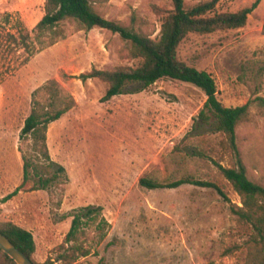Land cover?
I'll return each instance as SVG.
<instances>
[{
	"label": "rangeland",
	"instance_id": "rangeland-1",
	"mask_svg": "<svg viewBox=\"0 0 264 264\" xmlns=\"http://www.w3.org/2000/svg\"><path fill=\"white\" fill-rule=\"evenodd\" d=\"M207 1L212 0L185 4ZM256 1L219 0L216 10L237 12ZM95 8L109 20L157 38L164 11L174 4L110 0ZM45 14L46 0H0V223L12 221L33 233L39 263L67 264L62 245L73 215L92 207L101 209L98 222L109 223L106 237L101 241L93 225L81 240L90 254L72 264H246L247 237L240 235L234 214L243 207L242 199L215 164L233 167L236 160L225 136L201 123L206 94L166 78L149 87L129 86L102 102L106 85L79 77L94 68L136 66L128 57L129 43L108 30H82L71 21L56 31H40ZM263 27L261 0L244 28L191 35L179 48L182 61L213 75L224 106L251 104L237 142L249 178L262 186L264 106L257 99H264ZM52 80L77 103L47 132L51 161L65 171L48 191L24 190L4 202L23 182V156L36 160L32 140H21L20 134L34 92ZM187 135L198 137L184 143ZM198 145L207 159L192 155ZM187 176L217 183L226 198L210 187L140 184L143 177L162 183Z\"/></svg>",
	"mask_w": 264,
	"mask_h": 264
},
{
	"label": "trees",
	"instance_id": "trees-1",
	"mask_svg": "<svg viewBox=\"0 0 264 264\" xmlns=\"http://www.w3.org/2000/svg\"><path fill=\"white\" fill-rule=\"evenodd\" d=\"M110 0H46V14L38 24L40 31H56L65 21L78 24L82 30L95 27L118 34L122 40L130 45L128 57L137 62L136 66H119L113 70L92 69L80 75V79L87 81L97 79L106 85V92L102 102L121 95L132 85L149 87L159 80L170 78L193 84L200 88L207 96V101L199 113L203 125L210 128L211 133L225 136L228 147L235 156L236 164L225 167L215 161L222 176L234 187L242 199L243 207L234 209L238 219V231L246 236L248 249L246 264H264V186L252 181L243 163L237 142V130L249 116L250 103L239 107H226L219 100L218 86L215 78L206 70H199L193 65L182 61L179 48L183 41L191 35H212L217 32H228L242 29L246 26L249 16L259 6L257 0L252 7H246L237 12H217L219 0L201 2L187 7L185 0H173L174 8L164 11L159 37L153 38L145 31L133 25H125L109 20L100 14L96 4H105ZM157 10H159L157 8ZM159 12V11H158ZM264 33V27H263ZM264 106V99L258 98ZM75 98L69 94L55 80L39 87L33 94V106L30 115L25 120L20 134L21 140H32L31 149L36 154V160H29L23 156L24 179L17 189L4 198V202L26 190L48 191L55 184L58 174L65 171L51 161L47 132L49 125L60 120L65 114L76 107ZM198 136L187 135L183 142ZM187 148H191L187 146ZM182 152L185 150L182 148ZM190 152V150L188 151ZM192 155L207 159L208 154L198 145L191 152ZM34 182L32 186L28 185ZM140 184L150 189H176L186 184L210 187L218 190L224 198L221 187L208 180L196 179L190 176L170 182H158L143 177ZM100 208H84L73 215L70 231L67 233L62 248L65 252L62 259L67 264L74 263L80 257L90 254L81 241L88 230L95 225L99 230L100 240L106 237L105 228L109 223L102 218ZM0 231L6 235L34 264H54L49 259L44 263L35 260L37 245L33 233L20 225L9 221L0 223ZM68 246V248H66ZM0 264H17L0 248Z\"/></svg>",
	"mask_w": 264,
	"mask_h": 264
},
{
	"label": "water",
	"instance_id": "water-1",
	"mask_svg": "<svg viewBox=\"0 0 264 264\" xmlns=\"http://www.w3.org/2000/svg\"><path fill=\"white\" fill-rule=\"evenodd\" d=\"M0 248L17 264H34L6 235L0 231Z\"/></svg>",
	"mask_w": 264,
	"mask_h": 264
}]
</instances>
